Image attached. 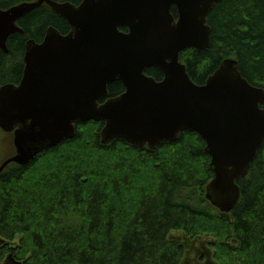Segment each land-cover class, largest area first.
<instances>
[{"label": "trees", "instance_id": "obj_1", "mask_svg": "<svg viewBox=\"0 0 264 264\" xmlns=\"http://www.w3.org/2000/svg\"><path fill=\"white\" fill-rule=\"evenodd\" d=\"M22 1L31 0H0V7ZM208 22L209 47L181 52L191 78L204 83L234 56L243 75L264 87V0H221ZM19 24L24 32L9 37L8 52L0 49V84L19 82L27 39L42 40L51 25L71 29L46 3ZM146 72L164 76L155 66ZM124 90L120 80L109 85L110 96ZM103 124L80 121L74 137L0 172V264H182L194 239L213 248L217 264H264V142L237 180V204L223 212L206 198L214 173L197 131L151 149L122 138L101 143Z\"/></svg>", "mask_w": 264, "mask_h": 264}, {"label": "water", "instance_id": "obj_2", "mask_svg": "<svg viewBox=\"0 0 264 264\" xmlns=\"http://www.w3.org/2000/svg\"><path fill=\"white\" fill-rule=\"evenodd\" d=\"M220 1L31 0L0 7L4 52L9 37L24 32L19 20L44 3L71 26L64 34L51 25L41 41L28 39L21 82L0 86V126L15 131L16 146L0 172L74 137L80 121H104L103 144L122 138L152 149L177 141L183 130L197 131L214 171L206 198L223 212L233 210L241 193L237 180L248 174L264 142V87L243 75L234 56L204 83L195 82L181 61L184 49L209 47L208 17ZM151 66L163 71L162 79L146 73ZM115 80L126 89L111 97Z\"/></svg>", "mask_w": 264, "mask_h": 264}, {"label": "rangeland", "instance_id": "obj_3", "mask_svg": "<svg viewBox=\"0 0 264 264\" xmlns=\"http://www.w3.org/2000/svg\"><path fill=\"white\" fill-rule=\"evenodd\" d=\"M4 137L6 136L3 135L0 129V160L3 159L6 155H9L10 152L13 153L14 151L12 142L10 140L6 141ZM123 199L125 203L126 201L128 202V198L126 197V195L125 197H123ZM133 200H134V197L132 198V202ZM74 220H78V218L74 217ZM178 235L179 237H182L179 233ZM210 242L213 243L211 240ZM0 243L2 242L0 241ZM189 244L191 245V242H189ZM192 246L194 249L189 248L187 257L182 264H216L215 262L212 261L211 256L207 257V254L210 251L206 250V246L202 243L201 240H197L194 244H192ZM195 250L199 251V255L195 253ZM210 250L213 252L212 247H210ZM210 255H211V252H210Z\"/></svg>", "mask_w": 264, "mask_h": 264}, {"label": "flooded vegetation", "instance_id": "obj_4", "mask_svg": "<svg viewBox=\"0 0 264 264\" xmlns=\"http://www.w3.org/2000/svg\"><path fill=\"white\" fill-rule=\"evenodd\" d=\"M23 73H24V69H23ZM23 73H22V76H21L20 80H21L22 77H23ZM20 80H19V81H20ZM10 133H12L11 136H10V137H11V142L14 143V135H13V132H10ZM192 249H194V248L192 247ZM195 253L199 255V251H198V250H195Z\"/></svg>", "mask_w": 264, "mask_h": 264}, {"label": "bare ground", "instance_id": "obj_5", "mask_svg": "<svg viewBox=\"0 0 264 264\" xmlns=\"http://www.w3.org/2000/svg\"><path fill=\"white\" fill-rule=\"evenodd\" d=\"M204 139V138H203ZM205 140V139H204ZM205 142H206V140H205ZM205 148H206V145H205ZM205 152H206V149H205ZM207 153V152H206ZM210 158H211V156H210ZM210 163H211V160H210ZM210 168H211V166H210ZM212 169V168H211ZM213 170V169H212ZM213 173H214V171H213Z\"/></svg>", "mask_w": 264, "mask_h": 264}]
</instances>
